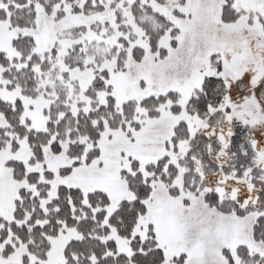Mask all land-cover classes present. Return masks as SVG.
Wrapping results in <instances>:
<instances>
[{
  "label": "snow or ice",
  "instance_id": "snow-or-ice-1",
  "mask_svg": "<svg viewBox=\"0 0 264 264\" xmlns=\"http://www.w3.org/2000/svg\"><path fill=\"white\" fill-rule=\"evenodd\" d=\"M0 264H264V0H0Z\"/></svg>",
  "mask_w": 264,
  "mask_h": 264
}]
</instances>
